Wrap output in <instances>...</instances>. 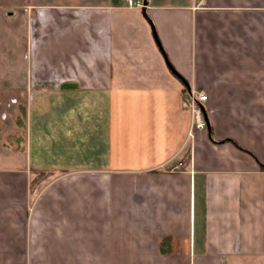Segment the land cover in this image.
<instances>
[{"label":"crops","instance_id":"0c3cea01","mask_svg":"<svg viewBox=\"0 0 264 264\" xmlns=\"http://www.w3.org/2000/svg\"><path fill=\"white\" fill-rule=\"evenodd\" d=\"M146 1L35 6L55 95L0 164V264H264V0Z\"/></svg>","mask_w":264,"mask_h":264},{"label":"rangeland","instance_id":"374dc122","mask_svg":"<svg viewBox=\"0 0 264 264\" xmlns=\"http://www.w3.org/2000/svg\"><path fill=\"white\" fill-rule=\"evenodd\" d=\"M98 1L102 0H0V164L10 156L16 158L17 151L21 152L24 147L27 148L29 145L27 121L30 106L32 107L29 102L31 103L35 96H39L38 93L45 97L55 95L53 92L55 88L51 85L40 87L39 80L36 79L35 60L38 38L36 37L37 25H35L33 16L37 11L35 8L39 5L81 4ZM29 76L32 77L30 83ZM35 87L36 90H34ZM97 90L99 89L93 91L85 89L83 95H98ZM48 105L43 104L42 107ZM97 107L100 110L105 109ZM48 109L43 111L47 113ZM32 110L33 108L31 112ZM32 137H34L33 134ZM190 143L191 137L189 136L185 140L183 148H186ZM33 145L32 139V149ZM11 151L14 153L12 154ZM62 152L61 150L57 154V162L70 159V161L73 160V163H77L82 160V153L80 156L74 154L62 157ZM16 161L18 164L21 162L19 158ZM35 172L39 178L44 175L40 171ZM42 185V183H38V189ZM31 186L37 189L34 183Z\"/></svg>","mask_w":264,"mask_h":264},{"label":"built area","instance_id":"2783aa9c","mask_svg":"<svg viewBox=\"0 0 264 264\" xmlns=\"http://www.w3.org/2000/svg\"><path fill=\"white\" fill-rule=\"evenodd\" d=\"M127 6H136L141 7L142 6V0H126ZM187 100L189 101V111L191 115V128L201 129L205 126L204 118L202 111L197 106V102H205L207 100V94L203 91L198 92L197 95H195L193 92H190L188 94Z\"/></svg>","mask_w":264,"mask_h":264},{"label":"trees","instance_id":"16d2710c","mask_svg":"<svg viewBox=\"0 0 264 264\" xmlns=\"http://www.w3.org/2000/svg\"><path fill=\"white\" fill-rule=\"evenodd\" d=\"M111 3L114 5H118V4H122V0H111ZM226 141H231L237 148L241 149L240 146L233 140L227 139ZM261 167V169H264V165H259ZM166 239H167V245H168V238H164L161 241V250H165L164 245L166 243Z\"/></svg>","mask_w":264,"mask_h":264},{"label":"water","instance_id":"95a60500","mask_svg":"<svg viewBox=\"0 0 264 264\" xmlns=\"http://www.w3.org/2000/svg\"><path fill=\"white\" fill-rule=\"evenodd\" d=\"M147 5V1L146 0H142V13L145 17V6ZM62 88H75L76 85L75 84H72V83H64L61 85Z\"/></svg>","mask_w":264,"mask_h":264}]
</instances>
